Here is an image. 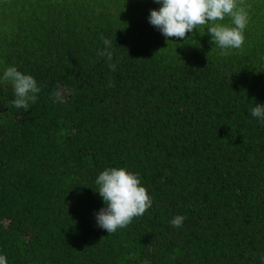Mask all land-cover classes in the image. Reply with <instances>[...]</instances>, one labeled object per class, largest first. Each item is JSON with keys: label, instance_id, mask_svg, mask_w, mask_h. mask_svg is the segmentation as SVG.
<instances>
[{"label": "trees", "instance_id": "1", "mask_svg": "<svg viewBox=\"0 0 264 264\" xmlns=\"http://www.w3.org/2000/svg\"><path fill=\"white\" fill-rule=\"evenodd\" d=\"M243 6L242 49L221 56L204 28L166 41L153 0H0V76L12 66L41 88L24 111L0 83L7 264H264V123L251 115L264 0ZM111 167L139 174L153 203L108 235L95 179Z\"/></svg>", "mask_w": 264, "mask_h": 264}, {"label": "clouds", "instance_id": "2", "mask_svg": "<svg viewBox=\"0 0 264 264\" xmlns=\"http://www.w3.org/2000/svg\"><path fill=\"white\" fill-rule=\"evenodd\" d=\"M159 4L158 9L149 11L148 22L156 28L167 41L168 38L185 40L188 33L198 28L207 30L211 41L220 49L221 56L230 55V49H242L245 42L244 29L248 23V13L243 6L245 0H153ZM230 23H223L225 19ZM104 49L97 53L109 62L111 71L116 65L111 63L113 53L112 41L101 36ZM10 82L14 99L10 102L17 109L27 111L37 102L41 88L31 76L7 67L0 83ZM53 103H65L64 90H56L51 94ZM253 118L264 123V104H256L251 109ZM97 192L104 207L94 213L96 225L106 230L108 235L118 229L126 228L134 218L143 216L151 208L152 198L146 188L141 185L139 174L125 168L111 167L103 170L95 179ZM185 217L174 216L169 224L173 228L182 227ZM264 260V257H262ZM0 264H7L6 255L0 254Z\"/></svg>", "mask_w": 264, "mask_h": 264}]
</instances>
